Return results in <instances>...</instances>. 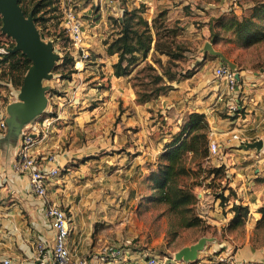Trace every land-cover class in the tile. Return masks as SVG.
Segmentation results:
<instances>
[{
	"label": "rangeland",
	"instance_id": "1",
	"mask_svg": "<svg viewBox=\"0 0 264 264\" xmlns=\"http://www.w3.org/2000/svg\"><path fill=\"white\" fill-rule=\"evenodd\" d=\"M73 1L75 2V9L78 8L79 2L84 3L83 7L89 8V15H82L84 19L88 18L89 23H91L90 20L95 22L102 19V23L99 22L98 25H101L105 39L111 30L109 15L119 17L123 7L131 8L144 3L147 9L143 14L149 21L157 11L167 8V6L170 7L168 16H171L172 19L174 17L180 18L184 25L183 31L177 36V39L185 47L184 58L177 62L176 66H171L177 72L190 71L193 75L197 69L205 64H207V69L213 72V68L220 59L204 49L205 42H210L215 50L220 51L236 71L248 69L258 72L261 69L264 72V38L248 44L243 40V30L238 32L236 27L227 28L223 26L229 15H235L242 21L253 20L263 26L264 17L261 11L264 10V0H167V3L165 0ZM27 2L28 0H24V4ZM61 2L62 0H56L43 7L38 13L42 16V20L36 24L40 36L45 42L53 44L59 54V60L52 70L51 78L43 82V85L47 86L46 108L44 112L30 119L29 122L37 121V117L41 118L42 114H46L52 123L60 115L61 117L66 115L73 119L75 113L87 111V116L78 122L77 129L68 126L69 130L65 136L66 139L70 138L71 143L73 142L76 146L93 145L95 147V154L91 156L93 160L100 161L97 159L106 157V155L109 156L106 159L109 160L110 164L95 162L93 165H89L93 175L89 174L88 179L92 183L84 188L83 192H86L88 196L82 200L83 204L80 203V207L85 208L87 217L93 220L91 235L88 239L90 245H96L99 248L103 245H116L128 247L133 252L154 253L158 255L161 261L170 264L178 261L175 258L177 251L183 247L196 245L200 241L204 243L197 251L202 250L214 239H233L236 242L240 240L243 225L229 230L218 229L207 224L206 216H203L202 211L205 210L203 208L205 202L203 201L205 200L203 199L201 202L202 198L201 196L199 198V194H205V190L208 189L209 194L207 195H211L209 200L218 198L216 194L219 193L229 194V190L225 189L227 185L226 176H223L222 173L218 175L215 173L207 174L208 167H212L208 163L210 159L208 153L204 159H192L188 154L185 163L192 171L181 180L183 183L192 186L193 193L197 197L193 211L201 218L198 225L180 226L176 215L170 213L165 205L156 204L153 201L155 192L151 188L152 182L149 176L156 169V162L162 152L161 150L157 153V150L165 137L164 144L185 125L189 120V113L179 117L176 125L178 128L176 129L174 128L175 123L169 124L170 119L165 118L162 114L163 111L160 113L162 108L159 99L163 95L140 104L141 106L134 102L136 105L134 107L132 100L127 99V97L132 92L133 98H136L135 87L132 85L133 79L131 78L137 69L144 65L145 61L153 63L159 73L161 67L152 60L151 54H148L146 60L141 62L137 66L138 68H134L130 75L122 76L120 82L113 84L114 75L108 70V61L98 59L101 54L99 48L105 39L101 42H94L95 44L92 45L86 37L84 28L85 44L89 49L91 59L82 70H76L74 58L77 53L74 49H70L72 47L71 42L62 27L63 9ZM221 15H224L225 18L221 23H217L216 18ZM106 21L107 23H105ZM82 23L83 26L86 25L84 20ZM209 23L212 25V33L215 34V37H211ZM0 33V120H5V128H11L12 125L7 120L13 113H18L15 110L9 112L8 107L19 100L18 94L26 72L22 73V69L12 66L13 58L2 60V54L11 50L15 42L3 34L1 30ZM69 56L72 57V61L68 59ZM103 58L106 59V57ZM95 59H97L96 63L93 62ZM160 59L163 64L167 58L160 55ZM111 87L113 89L109 90ZM117 91L124 96L126 95V98H122L120 95L116 96ZM53 97H55L54 100ZM82 105L84 107L79 108ZM49 109L51 115L50 112H45ZM70 119H66L65 125L73 124L71 123L73 120ZM46 128L45 126L44 129L46 130ZM119 130L128 136V140L124 142L125 144L123 143L124 145L112 142L111 145L115 147H123L117 150L110 146L107 141L109 138L112 140ZM39 131L41 136L42 130L39 129ZM134 134L136 140L133 142ZM117 135L118 142H123L119 141L122 134ZM133 145L137 146L136 153L141 154L137 167L130 170V164L123 166V168L119 167L118 163L114 161V152L122 151L129 154L132 149L127 152L124 148ZM88 157L90 156H85L83 159H89ZM197 162H200V168ZM99 174L103 175V178H100ZM78 198L79 196L76 202ZM232 200L233 196L231 195L227 206ZM213 203L212 201L211 205H214ZM221 204L222 201L218 198L217 205ZM205 206L207 207L208 204ZM222 211L225 214L223 208ZM187 259L181 260L188 263Z\"/></svg>",
	"mask_w": 264,
	"mask_h": 264
},
{
	"label": "crops",
	"instance_id": "2",
	"mask_svg": "<svg viewBox=\"0 0 264 264\" xmlns=\"http://www.w3.org/2000/svg\"><path fill=\"white\" fill-rule=\"evenodd\" d=\"M165 2L167 3V0ZM83 4L78 3L77 13L86 23L83 28L87 39L93 45L94 42H101L105 39L101 25H98L99 22L102 23V19L95 22L90 20L91 23H89L88 18L84 19L82 16H88L90 12L89 8L83 7ZM167 8L170 9L168 6ZM99 51L101 54L98 59L108 61V70L112 74V64L117 56H108L105 53L104 44H101ZM93 62L96 63L97 59ZM236 73L239 87L235 91H229L223 83L214 78L213 72L207 69V64H205L191 77L174 83L173 89L159 99L162 108L160 113L163 111L165 118L168 117L171 121L169 124L175 123L174 128L176 129L179 117L190 112L205 114L209 126L208 133H211L213 139L219 144L218 155L211 157L208 163L212 167L224 168L227 177L225 189L232 191L233 200L230 205L227 206L226 203L224 207H221L222 204L217 205L218 198L209 200L211 195H207L209 194L208 189L205 190V194H199V198L200 196L202 198L201 202L205 200L203 201L205 210L202 213L206 216V223L218 229H227L234 215V212L230 210L231 204L234 202L248 207V213L242 226L243 231L240 232V240L236 242L233 239H214L202 250L197 251L193 258L188 259V263L178 260L170 264H222L217 260L218 253H228L239 259L264 260V238L259 241L254 239L259 234L255 232L256 221L260 217L258 208L264 202V72L261 69L258 72L245 69L237 70ZM121 80L122 76H113L112 82L114 84ZM110 89L112 90L113 87ZM115 94L126 98V95H122L119 91ZM133 97L130 92L127 99L132 100V105L136 107ZM234 105L236 109L232 110L231 106ZM82 107L84 105L79 108ZM45 112L49 113L50 109ZM85 116H87V111L75 113L73 119L60 115L51 123L47 132L44 129L46 114H42L41 118L37 117V121L33 122H23L9 116L12 119L10 122L12 127L0 131V264L6 258L11 260V264H36L35 243L43 241L48 247L52 245L54 229L45 214L47 202H54L69 211L71 222L67 247L72 258L87 256L90 257L91 263L96 264L98 254L103 248L116 246L103 245L99 248L96 245H90L88 239L91 235L93 220L87 217L85 208L80 207L84 197L88 196L86 192H83L84 188L92 183L88 179L89 174L93 175L89 165L95 162L110 164L106 159L108 155L97 159L100 161L93 160L91 157L95 154L93 145L76 146L73 142L71 143L70 138L66 139L68 126L77 129L78 122ZM66 119L73 120L71 121L73 124L65 125ZM86 121L88 122L87 119ZM28 125H31V128L27 127ZM28 129L35 133H38L39 129L42 130L43 134L40 136L39 133L32 146L33 154L40 165L46 167L58 165L60 168L59 174L49 180L45 197H38L31 193L27 175L20 174L13 169L16 150L20 144V135ZM117 134H122L119 141L123 142H118ZM117 134L112 140L109 138L107 143L120 150L123 147H115L111 145L112 142L124 145L128 136L121 130L117 131ZM234 134H237L239 139H234ZM135 138L134 134L133 142ZM165 140L166 137L161 141L157 153L163 149ZM254 140H262L263 144L260 149L244 148L243 145L246 142ZM124 149L127 152L132 150L129 154L122 151L114 152V161L121 168L129 164V170L137 167L141 156L136 153L137 146L133 145ZM50 154L55 155L53 161L46 159ZM85 156L90 157L83 159ZM98 176L103 178L101 174ZM212 201L214 205H211ZM119 247L126 260L140 258L144 252H133L128 247Z\"/></svg>",
	"mask_w": 264,
	"mask_h": 264
},
{
	"label": "trees",
	"instance_id": "3",
	"mask_svg": "<svg viewBox=\"0 0 264 264\" xmlns=\"http://www.w3.org/2000/svg\"><path fill=\"white\" fill-rule=\"evenodd\" d=\"M33 1L28 0L27 4H24V0H19V4L24 13H31L35 23L38 24L42 20V16L38 13L43 7L56 0ZM146 9L147 6L140 3L131 8L123 7L119 17L110 15L108 20L111 21V30L103 42L105 53L108 56H117L116 61L112 64V74L116 77L130 75L134 68L146 60L148 54H151L152 60L161 67L160 73L153 63L147 61L139 68L137 67L138 69L131 79H133L132 85L135 87V102L138 104L167 94L169 90L173 89V82L177 83L192 75L190 71L177 72L171 68L184 58L185 47L177 39V36L184 29L180 18L172 19L171 16H168L169 8H164L157 11L149 21L143 14ZM261 13L264 17V10ZM224 18V15L216 18L217 23H221ZM227 18L223 26L227 28L236 27L238 32L243 30L244 42L250 44L264 38V25H259L253 20H239L235 15H229ZM1 24L0 17V27ZM209 26L211 37H215V34L212 33L211 23ZM160 55L167 58L163 64ZM2 57V60L13 58L12 66L22 69V73H25L31 65V61L21 51L9 50L3 53ZM68 59L72 61L71 56ZM188 119L185 125L164 144L156 162V169L149 176L152 182L151 188L155 192L153 201L156 204L165 205L170 213L178 217L179 225L182 227L198 225L201 221V218L193 211L197 197L193 193L192 186L181 181L185 175L192 171L186 165L185 159L188 154L192 159H204L208 153V125L205 115L199 112H191ZM197 163L200 168V162ZM211 173L217 175L222 173L223 176H226L225 170L221 166L208 167L207 174ZM231 194L233 193L229 190L227 196L223 193L216 195L221 199L222 205H226ZM230 210L234 212V215L230 220L228 230L244 224L248 207L233 202ZM258 211L260 217L256 221L255 232L259 234L254 238L255 241L264 238V202Z\"/></svg>",
	"mask_w": 264,
	"mask_h": 264
},
{
	"label": "built area",
	"instance_id": "4",
	"mask_svg": "<svg viewBox=\"0 0 264 264\" xmlns=\"http://www.w3.org/2000/svg\"><path fill=\"white\" fill-rule=\"evenodd\" d=\"M63 9L62 27L71 42V50L77 53L74 58V68L82 70L86 63L91 59V54L85 44L83 23L80 15L75 9L73 0H62ZM213 76L219 82L223 83L229 91H235L239 87V79L236 76V70L225 63H218L213 68ZM232 110L236 106H231ZM44 124L49 128L51 121L45 118ZM6 126L5 120H0V131ZM27 127L31 128V125ZM46 128V130H47ZM38 133L28 129L20 135V144L16 150L13 169L20 174H26L28 177L29 191L38 197H45L47 184L50 179L57 176L60 172L58 165L41 166L33 154L32 146ZM234 139H239L237 134ZM219 153V144L213 139L211 133H208V158L217 156ZM55 155L50 154L46 159L54 160ZM45 214L49 218L54 229V239L51 246L43 241L35 243L36 264H93L87 256L72 258L67 247V239L70 232L71 216L69 211L54 202H47ZM218 262L222 264H264L262 259H239L228 253H218ZM2 264H11V260L3 259ZM164 263L158 255L149 252H143L140 258L126 260L122 255V249L119 246L103 248L98 254L96 264H162Z\"/></svg>",
	"mask_w": 264,
	"mask_h": 264
},
{
	"label": "water",
	"instance_id": "5",
	"mask_svg": "<svg viewBox=\"0 0 264 264\" xmlns=\"http://www.w3.org/2000/svg\"><path fill=\"white\" fill-rule=\"evenodd\" d=\"M0 17L1 32L15 42L11 51H21L31 61L20 86L19 100L8 107L9 112L15 110L18 113H13L11 118L15 117V119L28 122L46 108L47 87L43 85V82L51 78L52 70L59 60V54L51 42H45L41 38L32 14L24 13L19 0H0ZM204 49L211 55L218 56L219 63H228L229 67L235 69L220 51L213 48L210 42H205ZM19 107L24 109L18 112ZM11 118L7 121L12 122ZM262 144V140H254L246 142L243 146L246 149H260ZM203 243L200 241L196 245L181 248L175 253V258L177 260L193 258Z\"/></svg>",
	"mask_w": 264,
	"mask_h": 264
},
{
	"label": "bare ground",
	"instance_id": "6",
	"mask_svg": "<svg viewBox=\"0 0 264 264\" xmlns=\"http://www.w3.org/2000/svg\"><path fill=\"white\" fill-rule=\"evenodd\" d=\"M23 109H24L23 107H19V108H17V111L20 112V111H22Z\"/></svg>",
	"mask_w": 264,
	"mask_h": 264
}]
</instances>
